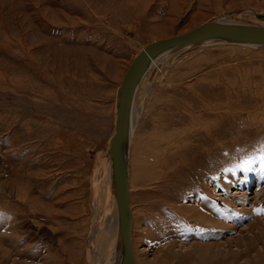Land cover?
Returning <instances> with one entry per match:
<instances>
[{
    "label": "rangeland",
    "instance_id": "1",
    "mask_svg": "<svg viewBox=\"0 0 264 264\" xmlns=\"http://www.w3.org/2000/svg\"><path fill=\"white\" fill-rule=\"evenodd\" d=\"M259 14L264 0H0V264H100L131 61L215 19L264 27ZM160 61L138 90L132 155L174 147L132 178L136 264H264V50Z\"/></svg>",
    "mask_w": 264,
    "mask_h": 264
},
{
    "label": "water",
    "instance_id": "2",
    "mask_svg": "<svg viewBox=\"0 0 264 264\" xmlns=\"http://www.w3.org/2000/svg\"><path fill=\"white\" fill-rule=\"evenodd\" d=\"M257 18L261 20L263 17L257 15ZM210 42L251 44L264 48V27L207 23L184 34L152 42L133 58L122 79L118 95L116 132L110 142L114 196L119 215V235L122 237V259L119 264H134L127 200V170L122 142L127 131L129 111L135 91L151 61L156 57L183 45Z\"/></svg>",
    "mask_w": 264,
    "mask_h": 264
},
{
    "label": "bare ground",
    "instance_id": "3",
    "mask_svg": "<svg viewBox=\"0 0 264 264\" xmlns=\"http://www.w3.org/2000/svg\"><path fill=\"white\" fill-rule=\"evenodd\" d=\"M263 16L264 15H262V17ZM261 20L264 22V17ZM227 22H228L227 19L224 20V18H221L219 20H217V19L212 20V21H210L208 23H210V24H226V25H239V26L255 27V26L248 25V24H243V23L236 24V23H232V22H230V23H227ZM205 24H207V23H205ZM257 27H259V26H257ZM176 36H178V35H176ZM166 39H168V38H166ZM224 45H240V46H245V47H249V48H252V49H254V48L255 49H259L260 48V47H258L256 45H251V44H239V43L229 44V43L210 42V43L187 44V45H183V46L168 50V51L164 52L163 54H161L159 57H156L155 59H153L151 61L146 73L143 75V78L141 79V81H140V83H139V85H138V87H137V89L135 91V94H134L133 99H132L130 111H129L127 131H126V133H125V135L123 137V142H122V151H123V155H124V158H125L126 170H127V173H126V176H127V200H128V203H129L130 238H131V247H132V255H133L134 264H136V259H135V255H134V247H133V230H134V223H135L134 219L135 218H134V213L132 212L131 203H130V192H131L132 178L134 177V179H136V180L144 181V179L147 178V176H149L148 172H150V169L151 170L153 169L152 168L153 163L155 161L159 162L158 154L163 152V154H160V157H163V155L165 154L166 151L172 150L173 149L172 147H174L173 145L169 146V144L167 143V140H166L165 142H166L167 146H165V148H164V140H163L161 142V145L163 144V146H161L158 143H156V144L153 145L154 146L153 148L151 147L152 153L149 152V154H148L147 151H146L145 154L140 155V156H137L135 154V157H134V155H132L133 154L132 149L134 148L133 145H134L136 127H137V119H136V113H135L136 108H135V106H136V99H137V94H138V90L140 88V85H141L144 77L146 76V74H148L151 70H154L155 72H158L159 70H161L163 68L164 65L160 61V57L166 56V53H167V56H169L171 53H176L178 51L179 52L180 51L181 52H186V51L194 50L196 48H205V47H208V46H224ZM144 48H142L139 51V53ZM260 49L264 50V48H260ZM169 52H170V54H169ZM118 95H119V92H118ZM117 116H118V103H117ZM196 125H197V123H196ZM114 134H113V136H114ZM113 136H112V138H113ZM168 141H169V139H168ZM136 146L139 147L140 146L139 143ZM137 147H136V149H137ZM144 155H147V157L145 158ZM166 155H167V153H166ZM155 167H157V166H155ZM107 168L108 169L106 170V172H107L106 176L108 177V180H109L107 182L108 193L110 194V196H111V193L113 195H112L111 199L110 198L109 199H105V202L106 201L110 202V203H108V206L110 205V207H108L109 209L107 208L106 213L104 214V219L102 221L103 222V228L99 232L100 235L98 234L99 247L102 248V251L104 252V256L101 257L100 264H119L121 262V259H122V253H121L122 252V237L119 235V215H118L117 204H116V200H115V196H114V180H113V175H112L113 164H112L111 155H110V145H109L108 167ZM108 242H110L109 245H108ZM97 244L98 243H96V245ZM95 249H97V248H95ZM95 253H96V251H95Z\"/></svg>",
    "mask_w": 264,
    "mask_h": 264
}]
</instances>
